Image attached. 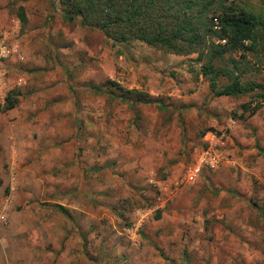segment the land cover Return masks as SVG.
<instances>
[{
  "label": "rangeland",
  "instance_id": "obj_1",
  "mask_svg": "<svg viewBox=\"0 0 264 264\" xmlns=\"http://www.w3.org/2000/svg\"><path fill=\"white\" fill-rule=\"evenodd\" d=\"M2 41L0 264H264V43L213 60L257 86L229 98L196 53L111 46L58 0H0ZM207 131L227 159L187 182Z\"/></svg>",
  "mask_w": 264,
  "mask_h": 264
},
{
  "label": "trees",
  "instance_id": "obj_2",
  "mask_svg": "<svg viewBox=\"0 0 264 264\" xmlns=\"http://www.w3.org/2000/svg\"><path fill=\"white\" fill-rule=\"evenodd\" d=\"M226 0H58L62 17L99 30L111 46L141 41L173 54L196 53L201 74L211 95L237 96L254 91L232 69H218L213 60L231 51H255L264 43V18L245 6ZM23 20L24 17L21 16ZM213 39V40H212ZM234 69L238 61L232 59ZM230 80L218 86L217 78ZM17 99L8 92L0 111L11 109ZM254 108L243 107V111ZM62 209V208H60Z\"/></svg>",
  "mask_w": 264,
  "mask_h": 264
},
{
  "label": "built area",
  "instance_id": "obj_3",
  "mask_svg": "<svg viewBox=\"0 0 264 264\" xmlns=\"http://www.w3.org/2000/svg\"><path fill=\"white\" fill-rule=\"evenodd\" d=\"M9 52L10 49L4 41L0 42V57L7 56ZM227 146L228 135L225 132L207 131L202 137V147L184 174L183 180L194 182L203 168L216 169L226 159Z\"/></svg>",
  "mask_w": 264,
  "mask_h": 264
},
{
  "label": "crops",
  "instance_id": "obj_4",
  "mask_svg": "<svg viewBox=\"0 0 264 264\" xmlns=\"http://www.w3.org/2000/svg\"><path fill=\"white\" fill-rule=\"evenodd\" d=\"M223 97H229V98H232V97H234V96H232V95H222ZM53 111H54V114L55 115H58V114H61V115H66V103H59V104H56V105H54L53 106ZM249 111V110H248ZM242 112L243 113H245V112H247V111H243L242 110ZM250 115L251 114H253V113H250V112H248ZM245 121V123L244 124H246L247 126L248 125H251V126H254V119H253V116L252 117H250L249 119H247V120H244ZM249 122H251L250 124H249ZM248 128V127H247ZM249 129V128H248ZM242 131H245V132H247L248 130H246V129H242L241 127H234V129L233 130H231V131H229L230 133H232V135H238L240 132H242ZM231 141H232V139L229 137V142H228V145L229 144H231ZM229 154H231L232 155V153L229 151ZM233 158V157H232ZM227 159V158H226ZM229 160V159H228ZM225 162V160L222 162V163H224ZM264 218V217H263Z\"/></svg>",
  "mask_w": 264,
  "mask_h": 264
}]
</instances>
